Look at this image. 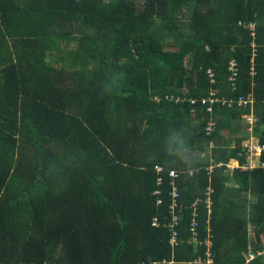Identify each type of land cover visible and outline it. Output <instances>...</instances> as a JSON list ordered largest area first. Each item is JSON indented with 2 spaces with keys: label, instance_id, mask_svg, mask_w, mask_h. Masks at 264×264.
<instances>
[{
  "label": "trees",
  "instance_id": "trees-1",
  "mask_svg": "<svg viewBox=\"0 0 264 264\" xmlns=\"http://www.w3.org/2000/svg\"><path fill=\"white\" fill-rule=\"evenodd\" d=\"M247 93L264 143V0H0V264H202L207 236L210 264H264L248 238L264 234V166L240 168ZM170 127L195 167L168 163Z\"/></svg>",
  "mask_w": 264,
  "mask_h": 264
},
{
  "label": "built area",
  "instance_id": "built-area-1",
  "mask_svg": "<svg viewBox=\"0 0 264 264\" xmlns=\"http://www.w3.org/2000/svg\"><path fill=\"white\" fill-rule=\"evenodd\" d=\"M248 28H252V25L249 24ZM250 34L252 35L253 32H250ZM228 69L230 71V75L228 78L231 81H233L236 75L234 61L229 62ZM207 72H208V75L211 76V72L209 70ZM212 95H213V92L211 91L209 93V96H207L206 98H201L200 102L204 103L208 101L209 103H211L213 101H216L217 99L213 97ZM193 101L194 100H190V102H193ZM252 102H253V97L250 93H247L246 95H241L236 99V104L238 106H241V107L248 106L250 110L249 112L243 113L240 115V121L246 125V131L248 132L247 142L245 145H243V147L245 146V150H243L244 162L240 165V168L242 170L247 169V168H252L255 166H264V163H261L259 159L255 165H251L250 164L251 161L248 162L249 160L248 158H250L253 155L259 157L260 153L264 151V143H260L258 139L251 132L252 127L255 125V122H256V117L251 112ZM206 110H209V107H206ZM213 125H214L213 120H208L206 122L204 126L206 133H208V131H210L213 128ZM225 166H226V169L231 173L232 169L238 167L239 165H238L237 159L234 158V159H230L225 164ZM153 169L155 170L156 173H158L156 176V184H160L162 181L161 172L163 171V168L162 166L158 164H154ZM167 176L170 178L169 184L171 186L169 190L170 202L168 204V213L170 214V219L168 223L165 224V226L167 227L168 232H169L168 244L170 246H173L177 243V240H176L177 232H176L175 226L177 225V221L179 218V215L175 211L177 191H176V187H175L174 180H173V177L175 176L174 170L172 169L167 170ZM209 190H210L209 188H206L205 193L207 194ZM159 191L160 190L156 188L151 193L158 194ZM160 202H161L160 198L157 197L155 200V203L159 204ZM205 202H206V206H208V198H205ZM190 214H191V217H190L189 224H188V232H189L188 241L194 244H200V241L198 240V237H197L198 236L197 222L195 219L197 212H196L195 202L191 204ZM150 223L151 225H154V226L158 225V222L155 216H152ZM203 244L205 245L204 258L203 259L195 258L194 262H201L202 264H210L212 260V254H211V251L209 250L211 243H210L208 236L203 240ZM262 252L264 253V248L262 249ZM252 257H253V253L247 252L244 256L245 262H248Z\"/></svg>",
  "mask_w": 264,
  "mask_h": 264
},
{
  "label": "clouds",
  "instance_id": "clouds-1",
  "mask_svg": "<svg viewBox=\"0 0 264 264\" xmlns=\"http://www.w3.org/2000/svg\"><path fill=\"white\" fill-rule=\"evenodd\" d=\"M118 83V78L111 85L105 86L101 92V96L105 93L111 94L113 87ZM164 151L168 157V163L181 164L186 169L195 167L196 160L194 159L191 148L188 144L185 130L178 127H170L164 137Z\"/></svg>",
  "mask_w": 264,
  "mask_h": 264
},
{
  "label": "rangeland",
  "instance_id": "rangeland-1",
  "mask_svg": "<svg viewBox=\"0 0 264 264\" xmlns=\"http://www.w3.org/2000/svg\"><path fill=\"white\" fill-rule=\"evenodd\" d=\"M169 39L171 40V38H169ZM75 43H76L75 40H73L72 44H75ZM168 47H170V48H168V49H170V50L172 51V63H174L176 66H179V65H181V64H187V61H186L185 58H181V59H179L176 48H172V47L169 46V45H168ZM244 141H245V140H243V142H244ZM242 146H243V145H242V143H241V147H242ZM201 154H202V153H201ZM253 157H254V158H253ZM248 159H249V158H248ZM249 161H251V162H250L251 165H255V164L257 163V161H258V157L253 155V156L248 160V162H249ZM243 195L246 196V198H250V196H249L248 193H244ZM248 238H249V239H253V240H255V241H258V242H260L261 244H264V234H255V233H253V232H251V231L249 230V231H248Z\"/></svg>",
  "mask_w": 264,
  "mask_h": 264
},
{
  "label": "crops",
  "instance_id": "crops-1",
  "mask_svg": "<svg viewBox=\"0 0 264 264\" xmlns=\"http://www.w3.org/2000/svg\"><path fill=\"white\" fill-rule=\"evenodd\" d=\"M243 124H244V123H243ZM245 129H246V126H245ZM247 133H248V132H247ZM247 138H248V137H246V138L244 139V140H245L244 142L242 141V145H245V144H246V142H247ZM242 150H245V146H244V147L242 146ZM251 157H252V156H251ZM251 157H250V158H251ZM250 158H249V159H250ZM253 158H254V157H253ZM231 159H234V158H231ZM263 248H264V247H263Z\"/></svg>",
  "mask_w": 264,
  "mask_h": 264
}]
</instances>
